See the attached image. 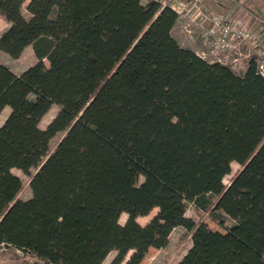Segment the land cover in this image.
<instances>
[{"label":"trees","instance_id":"16d2710c","mask_svg":"<svg viewBox=\"0 0 264 264\" xmlns=\"http://www.w3.org/2000/svg\"><path fill=\"white\" fill-rule=\"evenodd\" d=\"M26 2L0 0V51L18 59L31 46L37 58L20 74L0 63V250L45 264H103L113 251L122 264L132 252L124 264H140L183 227L191 247L178 264H264L256 60L237 73L182 47L177 14L156 0H30L29 17ZM14 169L31 177L28 200L13 198ZM189 205L224 232L187 217Z\"/></svg>","mask_w":264,"mask_h":264},{"label":"built area","instance_id":"2783aa9c","mask_svg":"<svg viewBox=\"0 0 264 264\" xmlns=\"http://www.w3.org/2000/svg\"><path fill=\"white\" fill-rule=\"evenodd\" d=\"M177 14L180 27L190 46L210 62H219L242 73L251 59L264 78V40L252 27L235 20L229 11L215 12L208 0H156ZM235 4L238 0H220Z\"/></svg>","mask_w":264,"mask_h":264},{"label":"rangeland","instance_id":"374dc122","mask_svg":"<svg viewBox=\"0 0 264 264\" xmlns=\"http://www.w3.org/2000/svg\"><path fill=\"white\" fill-rule=\"evenodd\" d=\"M30 0L26 2L23 13L25 17H29V13L26 10ZM147 1V0H145ZM8 28V23L3 16H0V33ZM37 58L33 52L32 47L25 49L23 54L18 58L14 59L4 52L0 51V63L9 67L14 73L20 74L30 66L36 64ZM48 64V61L45 60ZM236 72V71H235ZM238 73V72H237ZM241 73V72H240ZM59 107L54 105L48 114L41 121V128L45 129L53 118L57 115ZM10 110L6 109L0 116V126L4 123ZM63 134L56 136L50 145V153H52L57 147L59 141L62 139ZM241 169V166L234 162L232 163V172L224 179V184L228 186L231 182L232 177ZM13 173L21 180V187L15 191L14 199L28 200L32 196V190L30 188L31 177L24 174L22 171L14 169ZM32 174L36 173V170L31 171ZM215 200V198H213ZM158 210L155 209L150 215L146 217H140L138 222L141 225H146L156 214ZM186 216L193 219L196 223L202 224L209 230H215L224 232V229L212 220L207 212L197 210L193 205H189L187 208ZM127 220V215L123 214L120 218V223L124 224ZM226 225L229 226L233 222L230 219H226ZM191 247V234L183 227L175 229L169 237V241L166 247L157 248L151 246L148 251L143 255L140 264H178L183 257L187 254ZM118 252L113 251L109 254L103 264H111L116 258ZM132 252L125 256L124 264ZM0 264H45L34 257L28 256L23 252L14 248H2L0 250Z\"/></svg>","mask_w":264,"mask_h":264},{"label":"crops","instance_id":"0c3cea01","mask_svg":"<svg viewBox=\"0 0 264 264\" xmlns=\"http://www.w3.org/2000/svg\"><path fill=\"white\" fill-rule=\"evenodd\" d=\"M208 5L215 12L229 11L235 20L252 27L264 40V0H238L235 4L224 3L220 0H208ZM172 34L182 47L195 52L201 47V45L190 46L187 43L179 22L174 26Z\"/></svg>","mask_w":264,"mask_h":264}]
</instances>
